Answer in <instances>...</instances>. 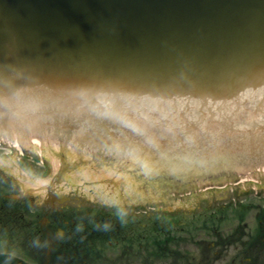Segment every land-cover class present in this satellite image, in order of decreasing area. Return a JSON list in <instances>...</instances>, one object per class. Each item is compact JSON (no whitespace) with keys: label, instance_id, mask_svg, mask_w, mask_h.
Instances as JSON below:
<instances>
[{"label":"water","instance_id":"95a60500","mask_svg":"<svg viewBox=\"0 0 264 264\" xmlns=\"http://www.w3.org/2000/svg\"><path fill=\"white\" fill-rule=\"evenodd\" d=\"M10 59L15 65V61L51 60L68 69V79L82 78L73 84L74 96L82 99L77 106L68 107L63 92L30 94L28 90L20 93L25 95L19 97L20 103H7L3 111L2 102L16 98L1 92L2 85L16 86L18 79L8 81L15 69L2 68L0 140L8 146L0 147V167L20 177V190L34 182L32 189L40 191L49 185H68L61 189L73 198L137 212L154 205L193 209L197 196L224 198L238 188L264 190V122L247 124L259 115L264 121V0H0V61ZM195 75L198 79H192ZM65 80L55 79L56 92ZM96 80L105 90L98 86L101 94L92 93L88 99L82 91L96 85L92 84ZM156 85L162 102L176 101V88L180 95L182 90L196 93L192 98L178 97L184 101L181 105L162 106L169 116L182 114L190 99L208 107L211 118L216 115L210 125L218 134L211 142L204 141L206 147L192 151L179 143L176 151L165 142L183 139L185 132L168 130L161 123L145 126L156 101V87L150 86ZM108 91L140 95L134 102H124L117 96L110 99ZM188 114L199 116L194 111ZM235 117L241 124L226 122ZM129 119L135 128L129 133L134 137L140 133L144 140L119 138L120 127ZM167 127L180 125L173 121ZM183 127L188 130L192 124ZM241 130L247 142L234 138ZM150 137L152 142L158 140L159 150L163 148L158 160L148 156ZM32 141L40 144L41 153L55 168L60 164L55 155L58 145L66 149L68 160L79 154L78 165L68 170L72 176L55 183L38 182L49 178L53 169L33 172L14 157L24 147L25 153L38 150L30 145ZM193 153L197 161L187 155ZM252 175L250 182L233 187ZM206 186L221 188L210 194Z\"/></svg>","mask_w":264,"mask_h":264},{"label":"flooded vegetation","instance_id":"af4514ba","mask_svg":"<svg viewBox=\"0 0 264 264\" xmlns=\"http://www.w3.org/2000/svg\"><path fill=\"white\" fill-rule=\"evenodd\" d=\"M36 168L51 169L46 156H41V165ZM0 173V190L10 179L18 185L17 177ZM65 193L62 197L51 185L43 191H22L15 197L0 191V264L3 253H7L10 223L18 230L17 247L21 251L11 264H105L120 257L134 258L136 253H104L106 242L119 239L141 241L139 246L144 247L145 258L151 264L153 215L160 212L159 208H144L140 213L134 210L130 219L103 214L95 218L94 229L91 219L78 216L76 208L68 205V192ZM240 197L225 196L224 200L215 201L212 195L202 205L197 196L192 209L193 253H164V257L176 258L177 264H264V225L257 232L258 223L264 220V204L250 208L246 201L237 200ZM253 208L254 223L250 224L246 214ZM175 222L177 219H170L159 231L167 236Z\"/></svg>","mask_w":264,"mask_h":264},{"label":"rangeland","instance_id":"374dc122","mask_svg":"<svg viewBox=\"0 0 264 264\" xmlns=\"http://www.w3.org/2000/svg\"><path fill=\"white\" fill-rule=\"evenodd\" d=\"M1 152V150H0ZM20 154L18 153H14V157L19 159ZM21 161L29 164V159H21ZM30 165V164H29ZM0 170H5L2 167H0ZM7 171V170H6ZM43 171V170H42ZM45 173H47V171H43ZM11 183L14 185H17L16 183H13L11 181V179L9 180V185L3 186L1 188V192L3 193H15V192H19L20 188L19 187H12ZM242 191H246L248 192V196L251 197L250 199L247 200V203L251 206H253L252 204H257V203H264V199L256 197L254 198V193L257 191V195L261 194V196H263L264 194V190L262 189H255V188H238L237 190H235L234 192H232L231 194H229L228 196H235V198L240 197L239 194ZM225 198V197H224ZM224 198H215V201H219L222 200ZM201 204L203 205L206 200L204 199H200ZM68 205H72L74 208H76L78 216L80 217H85L87 219H91L93 221V225L92 227L95 229V227H97V217H100V215L102 213H107L111 216H115L117 218H126V219H130L133 218L134 216H131L130 211L132 210H128V209H124V208H120V207H116V206H112V205H107V204H103V203H99V202H95V201H91V200H86V199H82V198H74V199H70V201L68 202ZM160 208V209H178L177 212L179 214V216L176 215V217L178 218V220L180 219L181 223L180 224H175L174 228L175 231L173 233V239H171L170 242L165 241V239H160L159 240H155L153 242V247H152V260H151V264H177L176 263V258H166L161 256L162 253H193V239H192V234H193V230H192V224H193V219H192V213H191V207L190 206H178V205H154V208ZM137 212V211H136ZM141 212V211H140ZM137 212V213H140ZM254 213L255 210L253 208L249 209L247 214H246V218H248V222L250 224L253 223L254 221ZM172 215H168L165 213L162 214H156L154 216L155 220V224L160 226V219H167V218H171ZM97 218V219H95ZM12 224L10 223L8 225V229L12 228ZM16 229V226H15ZM95 233V232H94ZM9 248L7 253H3L2 259V263L3 264H11L12 261L16 260L17 258V253H20L21 251L18 250L17 247V243H18V239L14 238L10 235L9 237ZM175 238V239H174ZM12 239V240H11ZM95 240V239H93ZM90 243V242H89ZM141 244V241L139 242V240L136 241H131L130 240H123V239H119L118 241L116 240H111L108 243H105V252L104 253H114V254H110V255H117V253H136V256L130 257H120L117 258L115 260V262H110V263H105V264H149L148 260L145 258V249L144 247H140L139 245ZM144 244V243H142ZM112 246H114V248L112 250H107L108 248H111ZM93 249H94V253H95V249H96V242H93ZM10 255V257H8ZM8 257V258H7ZM170 259H172L175 262H171L169 261ZM7 261V262H6Z\"/></svg>","mask_w":264,"mask_h":264},{"label":"clouds","instance_id":"9594fccd","mask_svg":"<svg viewBox=\"0 0 264 264\" xmlns=\"http://www.w3.org/2000/svg\"><path fill=\"white\" fill-rule=\"evenodd\" d=\"M105 227H107V225H105Z\"/></svg>","mask_w":264,"mask_h":264}]
</instances>
